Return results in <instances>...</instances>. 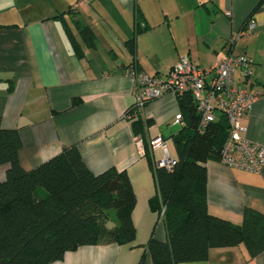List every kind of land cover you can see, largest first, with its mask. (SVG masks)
<instances>
[{
    "label": "crops",
    "instance_id": "0c3cea01",
    "mask_svg": "<svg viewBox=\"0 0 264 264\" xmlns=\"http://www.w3.org/2000/svg\"><path fill=\"white\" fill-rule=\"evenodd\" d=\"M4 12L0 121L3 129L18 131L22 169L33 170L75 147L93 174L111 167L124 171L135 196L132 242L81 246L52 264H138L143 254L145 264H152L148 240L152 235L158 241L166 238L163 223L149 206L156 194L152 171L125 118L135 102L128 71L165 78L184 57L199 67L229 54L250 58L251 89L260 98L242 119L243 137L264 147V0H61L37 17ZM249 19L255 30L230 47L231 37ZM137 25L142 31L135 34ZM81 28L88 29L91 41L82 39ZM69 34L80 44L82 58L75 56ZM235 80L241 82L239 73ZM178 113L179 99L172 94L141 109V120L152 124L137 136L153 163L162 157L161 151L148 148L156 137L166 141L170 158L176 159L172 136L181 129L173 124ZM7 169L0 165V183ZM206 179L209 214L239 225L245 208L264 213V167L250 173L208 161ZM185 264H264V255L249 259L240 245L211 249L206 261Z\"/></svg>",
    "mask_w": 264,
    "mask_h": 264
},
{
    "label": "trees",
    "instance_id": "16d2710c",
    "mask_svg": "<svg viewBox=\"0 0 264 264\" xmlns=\"http://www.w3.org/2000/svg\"><path fill=\"white\" fill-rule=\"evenodd\" d=\"M141 31L137 25L135 34ZM80 35L91 41L87 28ZM68 36L75 56L82 58L80 44ZM133 42L134 37L128 44ZM179 106L184 126L172 136L173 167H157L144 146L156 186L149 206L157 215L165 209L160 221L165 240L152 235L146 245L152 264L204 262L211 249L240 245L249 259L264 255V213L245 208L241 223L234 225L207 210L206 163L220 160L227 120L218 115L199 132L200 116L191 97L179 98ZM133 113V108L126 111ZM130 122L135 136L152 124L139 114ZM21 148L18 131L3 129L0 121V165H8L0 183V264H52L81 246L133 241L135 196L124 171L111 167L93 174L75 147L26 171L18 160ZM138 264H145L144 254Z\"/></svg>",
    "mask_w": 264,
    "mask_h": 264
},
{
    "label": "built area",
    "instance_id": "2783aa9c",
    "mask_svg": "<svg viewBox=\"0 0 264 264\" xmlns=\"http://www.w3.org/2000/svg\"><path fill=\"white\" fill-rule=\"evenodd\" d=\"M255 28L254 22L249 19L243 30L231 37L228 42L230 47L241 35L251 33ZM253 64V61L244 55L229 54L206 67H199L186 57L180 58L165 78L128 71L127 74L134 82L135 102L132 108L135 113L125 114V118L131 121L138 116L148 101L165 94H172L177 99L190 96L200 116L199 132H202L208 123L216 121L218 115L227 120V137L218 163L231 169L259 173L264 167V147L247 141L243 137L245 129L242 127L243 117L260 98V95L251 89ZM236 73H239L243 85L235 80ZM173 124L184 126L181 113L175 115ZM134 143L140 153H145V144L139 136L134 137ZM148 148L151 152L159 150L162 153V157L154 162L157 167L168 170L173 167L175 160L170 158L167 143L161 137L150 140ZM164 211L162 208L158 215L159 221L163 218Z\"/></svg>",
    "mask_w": 264,
    "mask_h": 264
},
{
    "label": "rangeland",
    "instance_id": "374dc122",
    "mask_svg": "<svg viewBox=\"0 0 264 264\" xmlns=\"http://www.w3.org/2000/svg\"><path fill=\"white\" fill-rule=\"evenodd\" d=\"M61 0H0V11L4 14H21L24 12L25 17H37L45 7L59 4ZM179 128V127H178ZM175 128L174 130H178ZM162 210V209H161Z\"/></svg>",
    "mask_w": 264,
    "mask_h": 264
}]
</instances>
